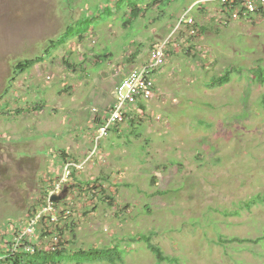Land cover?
Wrapping results in <instances>:
<instances>
[{
  "label": "rangeland",
  "instance_id": "1",
  "mask_svg": "<svg viewBox=\"0 0 264 264\" xmlns=\"http://www.w3.org/2000/svg\"><path fill=\"white\" fill-rule=\"evenodd\" d=\"M109 1L0 0V249L4 230L13 242L9 224L62 174L67 151L92 161L61 204L75 235L66 264L105 250L107 262L91 263L171 264L143 234L181 264H264V203L244 206L264 195V15L224 25L216 1L135 0L150 8L132 20ZM194 5L207 30L192 38L179 20ZM164 43L156 95L95 142V118L110 116L126 74ZM81 182L100 196L85 197Z\"/></svg>",
  "mask_w": 264,
  "mask_h": 264
},
{
  "label": "trees",
  "instance_id": "2",
  "mask_svg": "<svg viewBox=\"0 0 264 264\" xmlns=\"http://www.w3.org/2000/svg\"><path fill=\"white\" fill-rule=\"evenodd\" d=\"M109 2H111V0ZM115 2H116L117 7L120 10H124V14L129 15L132 20H138L139 17H141L144 9L150 8V5L147 8H144L143 6L142 7L138 6V2L135 0H115ZM159 19L160 18H158L156 21H158ZM193 28H195L197 33H203L207 30L206 27L200 26V24H198L197 22L194 23ZM65 33H67L65 36L66 41L70 40V38H71V36H69L70 30L66 31ZM193 37H195V36H193ZM52 43H53L52 45H49V48H51V49L57 48V47L65 44V40L60 39V41L59 40L52 41ZM166 51L167 50H165V59H164L163 65H161L160 67L155 69L150 74V79L153 82V88L155 91V95L157 92V88H156V85L154 82V75H155V73H157L159 71L160 68H162L165 65L167 54L169 53L168 51L166 53ZM44 57H45V55H44ZM43 60H44L43 57H37L35 59H26V60L18 62L17 65H15L14 69L17 73H21V72L23 73V72H26L31 67H33L36 63L41 62ZM227 76H229V73L227 74ZM227 78L228 77H225V76L223 77V79H227ZM227 81H229V78L227 79ZM115 102H116V99H115ZM263 103H264V101H263ZM140 104H143V103L139 102L137 105L139 106ZM38 106L40 107V105H38ZM141 107L145 108L144 106H141ZM118 125H116L111 130L116 131L118 128ZM110 131H109V133H110ZM66 152L67 151L60 153L61 154L60 156L62 157V154L64 153L65 157L69 158L68 161H71V162L73 161V162H76L77 164H81V162L83 161V159H82V161H80V159L73 158L71 155H69L70 153H66ZM68 161L64 160V162H66V163ZM75 171L78 173V170L75 169L72 172V178H73V181L75 180L78 182V180L75 176ZM52 183H53V180H52ZM71 185L72 184L70 183L69 189H74L75 187H73V186H75V185H73V186H71ZM80 186H81L80 190H81V192H83L85 197L88 196L90 198V192H93L92 193L93 197L95 195H97V197L100 196L101 190L99 188H101V187L95 186L92 188L93 183H91V182H81ZM84 186H86V187H84ZM48 189H50V188H48ZM48 189L43 190L41 199L38 200V204L36 206H34L33 211L29 212L28 216H32L34 213H36L40 208H42L45 205ZM107 196H108L107 199H109L110 202H112L113 201L112 197H110L109 195H107ZM64 203H65V201L61 204H64ZM263 203H264V195L255 197L253 200L244 204V206L248 210H250L254 205L263 204ZM57 206H58V204H57ZM65 207H67V206H65ZM64 217H65V211H63L61 213V215L59 216L60 221L65 224L64 227H61V225H58V226L54 227L52 229V231L48 230L47 232H45V230H46L45 226L46 225H44L43 228L41 229L40 241L44 240L45 239L44 237H49V238L53 237V239H55V241L53 240L51 242V247H50L51 249L50 250H44L43 245H42V247H38L37 242H36V244H34V246H35L34 252H28L25 244H28L29 242L27 240H25L24 244L20 245V247L18 248V250L15 254L17 256H13V254H11L12 253L11 247L16 242L17 233L14 230H15V228L18 227V225H17V222H15V221L11 222L9 225H10V227H13L14 229H11L9 231L11 232V235H13V233H14V240H13V242H10L7 244L5 242V238L7 237V234H9V233L6 230H4V233H7V234L2 236V240H3L2 243L4 244V246L5 245L7 246L8 250L4 251L2 249L3 246L1 247V249H0V264H66V263H68V261H72V258H70L68 256L71 254L69 253L70 251H69V249H67V247L74 244L73 241H74L75 235H74V231H72L74 224L70 223V222L68 223V221H66L67 218L64 219ZM47 228L49 229V227H47ZM69 229H70L69 237L66 238L65 231L69 230ZM70 236L72 237V239H70ZM152 239H153L152 235H148V234H143L139 238L140 241L145 242V244L147 245V248L156 256V258L159 262L162 263L163 260H165L171 264H181L178 261V259H176L174 257L166 256L160 247H158L152 243ZM259 240L260 239H258L257 241H259ZM240 242H244V241H240ZM30 243H32V241H30ZM108 252L109 251L105 250V251H103L102 254L96 253V255H94L95 257L91 261L88 258V262H84L83 260H85V259H82L81 261L78 260V263L79 264H82V263L83 264L84 263L93 264L95 262V261H93L94 259H100V260L102 259L101 262H107V260L109 259L108 256H109L111 250H110L109 254H108ZM76 254H80V255L83 254L84 255L85 253L81 251V252H77ZM91 255H93V253L89 254V256H91ZM114 260L117 262L116 259H114ZM91 262H93V263H91ZM119 262H117V264H119Z\"/></svg>",
  "mask_w": 264,
  "mask_h": 264
},
{
  "label": "built area",
  "instance_id": "3",
  "mask_svg": "<svg viewBox=\"0 0 264 264\" xmlns=\"http://www.w3.org/2000/svg\"><path fill=\"white\" fill-rule=\"evenodd\" d=\"M225 5H234L233 12L234 18H240L243 15L256 13L260 8H264V0H219ZM181 24L193 25L194 20L188 17V13L181 18ZM192 34H195V30H191ZM165 43L158 46L152 51L151 61L137 70L130 72L123 82L118 86L116 91V102L110 110V116L106 119L102 125L99 134L96 137L95 142L104 138L109 131L121 122L125 116L126 110L136 105L141 100H148L155 96L153 88V82L150 79V74L163 65L165 59ZM94 156V155H93ZM93 158V157H92ZM91 161V158L84 161L81 164L68 161L64 164L63 172L59 178L53 183L49 194L46 199V204L40 208L32 217L20 226L17 230L16 242L14 243V249L24 244L27 240L29 243L25 244L28 252H34L35 246L30 243V239L36 236L37 228L44 222L49 224L59 222L60 211L62 209L57 208L56 204L52 202L51 198L56 195H60L68 183L72 180V172L76 170H82L86 163ZM63 211V210H62ZM71 213L67 210L65 217H68ZM55 241V239H54Z\"/></svg>",
  "mask_w": 264,
  "mask_h": 264
},
{
  "label": "clouds",
  "instance_id": "4",
  "mask_svg": "<svg viewBox=\"0 0 264 264\" xmlns=\"http://www.w3.org/2000/svg\"><path fill=\"white\" fill-rule=\"evenodd\" d=\"M206 1H216L215 3H217V4H219V6H220V12H219V14H220V17H219V22H221L222 24H224V25H227V24H229L230 22H232V21H237V20H242V19H245V18H248V17H250V16H252V15H257V16H262V15H264V8H260L256 13H253V14H248V15H243V16H241L240 18H234L233 17V12H234V10L235 9H233L232 7L234 6V5H225V4H223V3H221L219 0H206ZM196 5H194L193 7H191L185 14H187L188 13V17H190V18H192L193 20H194V18L193 17H191V13H192V10L194 9V7H195ZM183 17V16H182ZM181 17V18H182ZM181 18H180V20H179V22L181 21ZM215 18V17H214ZM194 23H195V20H194ZM182 25H185V26H187L188 27V29H189V32H190V36L193 38V36H197L198 35V33H197V31L195 30V28H193V25L191 26V25H188V24H182ZM179 26H181V23H179ZM195 30L196 31V33L195 34H192L191 33V30ZM150 62V61H149ZM149 62H147L146 64H148ZM146 64H144V65H146ZM143 65V66H144ZM141 68V67H140ZM139 69V68H138ZM135 70H137V69H135ZM132 72V71H131ZM142 101V100H141ZM140 102V101H139ZM138 102V103H139ZM137 103V104H138ZM114 106V105H113ZM112 106V107H113ZM128 110V109H127ZM127 110H126V112H125V116H124V118H123V120L121 121V122H124L125 121V119L128 117V113H127ZM106 119L107 118H105V120L101 123V127H102V125L104 124V122L106 121ZM121 122H119V123H121ZM118 123V124H119ZM117 124V125H118ZM115 127V126H114ZM113 127V128H114ZM112 128V129H113ZM101 129V128H100ZM100 129H98V134H99V131H100ZM109 134V133H108ZM107 134V135H108ZM97 136V135H96ZM88 157L89 156H86L85 157V160L83 159V161L81 162V163H83L84 161H86V160H88ZM94 157V156H93ZM92 161V160H91ZM66 163V162H65ZM88 163H90V161H88ZM88 163H86V165L88 164ZM84 169V168H83ZM82 169V170H83ZM79 171H81V170H79ZM61 175V174H60ZM59 175V176H60ZM73 179V178H72ZM54 182H55V180H54ZM69 184L70 183H68V185L66 186V189H64V190H67V191H69ZM52 185L53 184H51L50 183V186H49V188L51 189V187H52ZM50 189H48L47 191H48V193H47V196H48V194H49V190ZM64 190H63V192H64ZM62 192V193H63ZM62 193L60 194V195H62ZM60 195H56V196H60ZM54 197V196H53ZM47 199V198H46ZM52 199V198H51ZM65 201V198H63V200H61V201H59V202H54L55 204H56V206H57V204H58V206H57V208L59 209V211H60V209H62L63 211H65V213H66V211L67 210H65V209H63L62 208V206H61V203H63ZM53 202V201H52ZM46 204V203H45ZM60 211V213L61 212H63V211ZM70 216V215H69ZM68 216V217H69ZM32 216H28V218H26L23 222H17V225H18V227L17 228H15V230L14 231H16L17 232V230H18V228L20 227V226H22L25 222H27L30 218H31ZM68 217H64V219H66V218H68ZM59 221H60V219H59ZM47 222H44V223H42L38 228H37V232H36V236H34L32 239H30V241H32V243L33 244H36V242H37V246L38 247H41L42 245H43V243L44 242H42V241H40V236H41V229L43 228V226L46 224ZM49 240H50V238H49ZM54 239H53V237H52V240L51 241H53ZM20 247V246H19ZM19 247H17L16 249H14V246L12 245V247H11V250H12V253L11 254H13V256H17V255H15L16 254V252H17V250H18V248ZM50 247H51V243H50ZM51 248H49V250H50Z\"/></svg>",
  "mask_w": 264,
  "mask_h": 264
},
{
  "label": "crops",
  "instance_id": "5",
  "mask_svg": "<svg viewBox=\"0 0 264 264\" xmlns=\"http://www.w3.org/2000/svg\"><path fill=\"white\" fill-rule=\"evenodd\" d=\"M133 62H134V61H133ZM146 63H147V62H145V64H146ZM135 69H136V68L132 69L131 71H133V70H135ZM131 71H130V72H131ZM130 72H128V74H129ZM128 74H126V76H127ZM114 103H115V101L112 102L111 105H110L109 107L111 108V107L114 105ZM135 107H138V105H136ZM135 107H133V108L131 109V111H134V108H135ZM110 108H109V109H110ZM96 119H97V117L95 118V122H96V125H98V128H97V131H98V129L101 128V123L105 120V117L103 118V120L100 119V121H97ZM126 119H127V118H126ZM128 119H129V118H128ZM101 120H102V121H101ZM130 120H131V119H130ZM64 152H65V151H64ZM85 156H86V155H85ZM85 156H84V157H85ZM84 157H83V158H84Z\"/></svg>",
  "mask_w": 264,
  "mask_h": 264
},
{
  "label": "water",
  "instance_id": "6",
  "mask_svg": "<svg viewBox=\"0 0 264 264\" xmlns=\"http://www.w3.org/2000/svg\"><path fill=\"white\" fill-rule=\"evenodd\" d=\"M66 193H67V190H64V192L62 193V195H60V196H54V197H52L51 200L53 202H59V201L63 200V198H65Z\"/></svg>",
  "mask_w": 264,
  "mask_h": 264
}]
</instances>
